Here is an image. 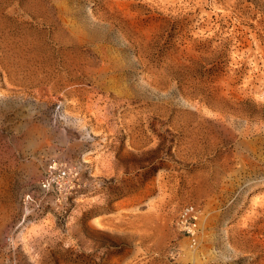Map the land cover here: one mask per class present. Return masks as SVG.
<instances>
[{"label": "rangeland", "instance_id": "374dc122", "mask_svg": "<svg viewBox=\"0 0 264 264\" xmlns=\"http://www.w3.org/2000/svg\"><path fill=\"white\" fill-rule=\"evenodd\" d=\"M53 158L66 201L39 184ZM14 263L264 264V0H0Z\"/></svg>", "mask_w": 264, "mask_h": 264}, {"label": "built area", "instance_id": "2783aa9c", "mask_svg": "<svg viewBox=\"0 0 264 264\" xmlns=\"http://www.w3.org/2000/svg\"><path fill=\"white\" fill-rule=\"evenodd\" d=\"M78 177V171L70 167L66 161L53 158L48 160L39 184L44 191L54 193L59 200L66 201L77 190ZM198 217L195 206L187 205L179 213L178 224L183 230L194 234Z\"/></svg>", "mask_w": 264, "mask_h": 264}, {"label": "bare ground", "instance_id": "6f19581e", "mask_svg": "<svg viewBox=\"0 0 264 264\" xmlns=\"http://www.w3.org/2000/svg\"><path fill=\"white\" fill-rule=\"evenodd\" d=\"M78 51H79V50H78ZM81 52H82V51H81ZM82 53H84V52H82ZM89 53H90V52H89ZM86 54H87V53H86ZM94 54H95V53H94ZM108 54H109V53H108ZM76 55H77V54H76ZM80 55H81V54H80ZM74 56H75V55H74ZM94 56H95V55H94ZM75 57H76V56H75ZM87 57H88V56H87ZM78 58H79V57H78ZM96 58H97V57H96ZM83 59H84V58H82V59L80 58V60H83ZM87 59H88V58H87ZM95 60H96V59H95ZM86 61H87V60H86ZM91 61H92V60H91ZM76 62H77V61H76ZM79 62H80V61H79ZM81 62H82V61H81ZM91 63H93V62H91ZM77 64H79V63L77 62ZM81 64H82V63H81ZM81 64H80V65H81ZM83 65H84V64H83ZM86 65H88V64H86ZM91 65H92V64H91ZM88 66H89V65H88ZM109 108H110V107H109ZM224 123H225V122H224ZM219 124H220V123H219ZM218 127H219V126H218ZM227 127H228V126H227ZM249 128H250V127H249ZM249 128H248V130H249ZM218 129H220V128H218ZM224 129H225V128H224ZM244 130H245V129H244ZM248 130H247V131H248ZM251 130H252V129H251ZM199 131H200V130H199ZM216 131H217V130H216ZM254 131H255V130H254ZM227 132H230V131H227ZM260 132H261V131H260ZM202 133H203V132H202ZM202 133H201V134H202ZM216 133H217V132H216ZM218 133H219V132H218ZM254 133H255V132H254ZM222 134H223V133H222ZM224 134H225V133H224ZM224 134H223V135H224ZM213 135H214V134H213ZM223 135H222V136H223ZM226 135H227V133H226ZM232 135H233V134H232ZM240 135H241V134H240ZM258 135H259V134H258ZM203 136H204V134H203ZM206 136H207V134H206ZM207 137H208V136H207ZM207 137H206V138H207ZM209 137H210V135H209ZM223 137H224V136H223ZM228 137H229V136H228ZM230 137H231V136H230ZM239 137H240V136H239ZM244 137H245V136H244ZM246 137H247V136H246ZM249 137H250V135H249ZM213 138H214V137H213ZM218 138H219V137H218ZM233 138H234V137H233ZM221 139H222V138H221ZM227 139H228V138H227ZM229 139H230V138H229ZM225 140H226V139H225ZM213 141H214V140H213ZM215 141H216V140H215ZM220 141H221V140H220ZM222 141H224V140H222ZM244 141H245V139H244ZM250 141H251V140H250ZM229 142H230V141H229ZM241 142H242V141H241ZM183 143H184V142H183ZM186 143H187V142H186ZM248 143H249V142H248ZM225 144H226V143H225ZM189 145H190V144H189ZM237 145H238V144H237ZM183 146H184V145H183ZM183 146H182V147H183ZM187 146H188V145H187ZM191 146H192V145H191ZM202 147H203V146H202ZM184 148H185V147H184ZM189 148H190V147H189ZM209 148H210V147H209ZM235 148H236V147H235ZM195 149H197V148H195ZM215 149H216V148H215ZM237 149H238V148H237ZM224 150H225V149H224ZM224 150H223V152H224ZM233 150H234V149H233ZM187 151H188V150H187ZM187 151H186V152H187ZM190 151H191V150H190ZM193 151H195V150H193ZM210 151H211V150H210ZM214 151H215V150H214ZM228 151H229V150H228ZM186 152H185V154H186ZM223 152H222V153H223ZM231 152H232V150H231ZM197 153H198V152H197ZM234 153H235V152H234ZM236 153H237V151H236ZM183 154H184V153H183ZM244 154H245V153H244ZM203 155H204V154H203ZM215 155H216V154H215ZM215 155H214V156H215ZM223 155H224V154H223ZM225 155H227V154H225ZM230 156H231V155H230ZM230 156H229V157H230ZM232 156H233V155H232ZM210 157H211V156H210ZM222 157H223V156H222ZM183 158H184V157H183ZM186 158H187V157H186ZM195 158H196V157H195ZM226 158H227V156H226ZM230 158H231V157H230ZM237 158H238V157H237ZM239 158H240V157H239ZM188 159H189V158H188ZM243 159H244V158H243ZM245 159H246V158H245ZM249 159H250V158H249ZM183 160H184V159H183ZM226 162H227V161H226ZM224 163H225V162H224ZM229 163H230V162H229ZM227 164H228V163H227ZM200 212H201V211H200ZM198 215H199V214H198ZM134 229H135V228H134ZM197 231H198V230H197ZM193 236H194V235H193ZM68 244H69V243H68ZM85 246H86V245H85ZM93 246H94V244H93ZM80 247H81V246H80ZM91 248H92V247H91ZM78 250H79V249H78ZM86 250H87V249H86ZM38 251H40V250H38ZM90 251H91V250H90ZM30 252H32V251H30ZM37 254H38V253H37ZM43 254H44V253H43ZM32 256H33V255H32ZM35 256H36V255H35ZM39 256H40V255H39ZM32 259H33V258H32ZM99 260H100V259H99ZM196 260H197V259H196ZM41 261H42V260H40V262H41ZM46 262H47V261H46ZM46 262H45V263H46ZM51 262H52V261H51ZM102 263H103V262H102ZM14 264H16V263H14ZM36 264H37V263H36Z\"/></svg>", "mask_w": 264, "mask_h": 264}]
</instances>
